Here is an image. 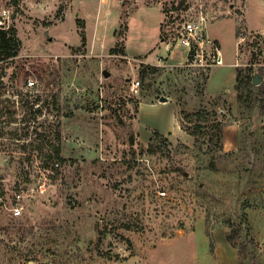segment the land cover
<instances>
[{"label":"rangeland","instance_id":"obj_1","mask_svg":"<svg viewBox=\"0 0 264 264\" xmlns=\"http://www.w3.org/2000/svg\"><path fill=\"white\" fill-rule=\"evenodd\" d=\"M181 1L0 0V23L21 44L0 63L10 94L23 92L29 66L54 109L40 135L26 103L0 117V184L17 178L25 150L55 145L64 157L22 215L0 206V264H215L218 233L240 264H264V33L251 31L264 26V0ZM188 7L205 17L222 65L167 62L174 48L185 60L181 44H161L175 43ZM162 96L180 128L156 136L168 109L139 116V102ZM198 110L202 119L184 116Z\"/></svg>","mask_w":264,"mask_h":264},{"label":"built area","instance_id":"obj_2","mask_svg":"<svg viewBox=\"0 0 264 264\" xmlns=\"http://www.w3.org/2000/svg\"><path fill=\"white\" fill-rule=\"evenodd\" d=\"M190 11L191 7H188L185 10V15H182L178 21V32L175 37V43L166 41V39L163 38L162 45L164 44L166 50H171L177 44L185 46L188 50V54L183 63L186 65H206L210 67L222 65L224 63L223 55L215 40L208 37L205 17H194ZM0 25L3 24L0 23ZM15 57H18V55L12 56L11 59ZM163 57L165 56L161 55L158 57L159 64L162 63ZM3 61L4 60H1L0 63ZM27 69L30 73L24 82L25 88H23V92L18 91L13 95L10 94V86L13 83L10 79L12 73H9L7 67H5L4 70H2V68L0 69V117L4 113H10V115H12L13 109L18 111L20 106L23 107V104L26 103V108L29 109L30 112L29 122H32L30 127L33 129L37 127L36 134L40 135L42 133L40 129H42V125L45 124V120L41 119H43L47 113H50V110L54 109L52 106L49 108V104L47 105V103L43 104L42 100H38L37 94L34 92V87L36 85V79L34 75H32L34 72L30 70L29 66ZM139 84L140 80L134 81L132 89L137 91ZM53 119L54 114L51 113L49 115V121H54ZM4 121L7 123L9 120H0V125H2L1 123ZM11 123L14 125L18 124L16 121H11ZM35 124H38V126ZM2 129L3 126H0V130ZM28 132L26 131L25 135H27ZM0 137H3V135ZM18 140L22 139L19 138ZM25 141L27 142L29 139H25ZM23 153L24 163L18 172L17 178L12 184L7 182L0 184V206L16 217L22 215L25 209V202L36 194L46 190L51 180L52 170L60 167V162L56 158L50 159L48 166L44 165L43 161L47 159V157L44 153L39 151L29 152L25 150ZM2 181H5V179Z\"/></svg>","mask_w":264,"mask_h":264},{"label":"crops","instance_id":"obj_3","mask_svg":"<svg viewBox=\"0 0 264 264\" xmlns=\"http://www.w3.org/2000/svg\"><path fill=\"white\" fill-rule=\"evenodd\" d=\"M160 24V22H159ZM251 31L255 32H261L264 33V26L261 27H256V29H252ZM157 43V42H156ZM162 45V44H161ZM179 47V45H176ZM183 46V45H182ZM184 50V59L186 60L188 50L185 46H183ZM175 48L173 51L167 55V62L170 65H181L184 61L180 62H175ZM161 55H157V58ZM141 104H145V108L141 106ZM158 109H168V114H167V121L165 124L162 126H153L152 128L160 130L162 133H170V132H175L178 128H180V122L177 117V112L175 107H171V103L169 100L167 101H159V102H144L140 101L139 102V116L142 115H155L156 112H158ZM150 133L149 137L151 136V127H149ZM215 241H216V248H215V264H240V257H239V251L238 249L233 246L229 240L227 239L226 234L224 233H218L215 234ZM208 255V254H206Z\"/></svg>","mask_w":264,"mask_h":264},{"label":"trees","instance_id":"obj_4","mask_svg":"<svg viewBox=\"0 0 264 264\" xmlns=\"http://www.w3.org/2000/svg\"><path fill=\"white\" fill-rule=\"evenodd\" d=\"M181 4H184V0L181 1ZM187 7V6H185ZM125 27L127 28V25L125 24ZM82 37L83 39H85V33L82 32ZM20 40L19 38L16 36L15 32H14V28L10 29V27H6L5 25H0V61L4 60L6 61V59L10 56H16L19 51H20ZM5 67L2 68V70H4ZM240 74H241V70L238 69L237 71V80L240 82H242V80H240ZM206 113V111H205ZM202 114L203 111L202 110H198L196 112H184V116L186 118H190L192 116H196L197 118H201L202 119ZM195 127L198 128V130H195L193 132H191L192 134H194L196 136V141H199V136H198V132L199 133H204V124H202V122H199ZM162 132H160L159 130H155L154 134L156 136H160ZM3 135V131L0 130V136ZM153 139V138H152ZM41 150L42 148L39 147ZM53 153L50 152H45V155L47 157V159H45L43 161V164L48 166L50 163V159L52 158H57L61 161H64V157H62L61 152H60V146H55L53 145ZM98 239L101 240V236H98ZM227 239L229 240V242L237 247V245L232 242L230 234L227 233ZM42 264V263H41Z\"/></svg>","mask_w":264,"mask_h":264},{"label":"water","instance_id":"obj_5","mask_svg":"<svg viewBox=\"0 0 264 264\" xmlns=\"http://www.w3.org/2000/svg\"><path fill=\"white\" fill-rule=\"evenodd\" d=\"M169 98L167 97V96H162L161 98H160V100H162V101H167Z\"/></svg>","mask_w":264,"mask_h":264}]
</instances>
